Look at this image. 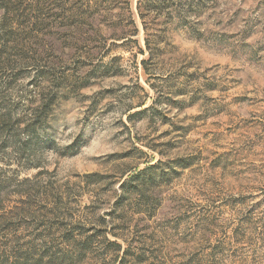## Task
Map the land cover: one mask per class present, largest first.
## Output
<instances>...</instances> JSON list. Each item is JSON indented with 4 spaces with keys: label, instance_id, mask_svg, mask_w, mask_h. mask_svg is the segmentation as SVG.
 I'll return each mask as SVG.
<instances>
[{
    "label": "rangeland",
    "instance_id": "rangeland-1",
    "mask_svg": "<svg viewBox=\"0 0 264 264\" xmlns=\"http://www.w3.org/2000/svg\"><path fill=\"white\" fill-rule=\"evenodd\" d=\"M0 121V264H264V0H0Z\"/></svg>",
    "mask_w": 264,
    "mask_h": 264
},
{
    "label": "trees",
    "instance_id": "trees-1",
    "mask_svg": "<svg viewBox=\"0 0 264 264\" xmlns=\"http://www.w3.org/2000/svg\"><path fill=\"white\" fill-rule=\"evenodd\" d=\"M91 2H88V7H91ZM147 7H145V6H143V5H139L138 6V12H139V15H140V17H141V19H142V21H143V24H144V28L148 31V21H147V18H146V13H145V9H146ZM131 23H132V25H133V28H134V30H135V32H137L138 30H139V28H138V26H137V24H136V21H135V19L133 18V15H131ZM10 30H12L11 32H14L16 29L15 28H10ZM149 42V41H148ZM144 63H146V60H144ZM147 68V67H146ZM0 122H2V121H0ZM128 181H125V183H127ZM124 183V184H125Z\"/></svg>",
    "mask_w": 264,
    "mask_h": 264
}]
</instances>
